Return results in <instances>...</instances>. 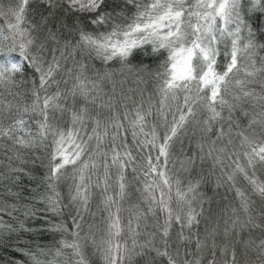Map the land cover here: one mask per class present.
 <instances>
[{
    "label": "snow or ice",
    "instance_id": "obj_1",
    "mask_svg": "<svg viewBox=\"0 0 264 264\" xmlns=\"http://www.w3.org/2000/svg\"><path fill=\"white\" fill-rule=\"evenodd\" d=\"M32 2L15 0V7L7 12L0 6V17L8 18L7 32L0 26V153H3L0 156V253L8 254L0 255V264H87L81 241L89 239V236L86 233L81 237L82 213L88 210L92 177L101 164L104 168L103 191L107 193L109 169L115 167L118 172L117 195L120 199L126 195L123 170L132 164L134 157L126 145L122 146L123 151L118 150L115 143L110 153L100 150L108 128L105 127L102 133L101 121L91 117L88 109L89 104L112 107V97L104 100L101 85L111 82L112 93L115 94L117 84L122 85L124 81L114 80L116 73L111 70L97 71L94 76H89L86 65L76 62L73 68L65 70L72 80L71 88L61 90V80L57 79L63 67L61 62L66 63L69 57L75 60L77 52L87 53L89 57L94 54L105 64L117 60L121 64V73L125 68L129 72L134 70L131 61L137 56L160 61L154 79L158 81L157 91L161 97L158 112L165 121L166 131L163 137L158 136L155 126L150 132L144 131L146 117L152 112L151 108L144 110L142 104L136 107L135 117L129 123L138 147L151 146L157 150L154 159L147 157L145 182L143 188L138 189L147 209L136 219L139 221L148 214L156 216L159 212L164 220L157 223V231L149 234L141 244L136 239L140 235L137 231L140 224L137 222L132 228L130 220L132 247L129 248L126 242L113 243V238L122 231L119 209L113 213L111 208L117 200L105 195L102 203L109 213L107 235L99 244L94 238L92 242L102 253L106 264H123L125 259L130 262L134 255L152 252L155 253L153 260L160 257L166 258L167 264H178L177 258L169 252L173 223L180 226L179 243H194L200 254L189 259L188 255L192 254L186 253L183 264H203L205 259L207 264H264V208L253 214V202L237 189L240 212L233 210L226 218L218 217L201 239L192 229L200 224L204 215L203 199L198 197L205 177L190 180L183 187L179 179L175 181V199L180 212L174 214L170 195L173 182L164 170L169 148L175 139H179L189 121L195 119L194 105L201 101L208 113L203 120L205 133L212 132L220 120L227 119L229 128L226 132L220 125L207 150L205 143H199L198 152L186 157L187 165L194 169L197 160L202 164L208 158L215 168L226 158L232 162L228 167L233 164L235 167L231 172L221 169L218 186L219 180L226 178L230 186L235 187V175L239 173L252 186L253 193L264 199V182L256 177L255 172L257 165H264V121L250 119L246 126L252 129L253 125L260 124L259 135L255 130L251 136L244 131L237 133L242 139L241 147L247 145L243 152L246 165L239 163V155L235 153V160L232 155L224 156L227 144L216 147L217 141L231 134L233 124L239 128V124L233 121V113L239 104L229 103L225 95L231 93L237 102L264 101V59L257 63L258 53L264 52V0H112V4L109 0H40L49 11L47 16L41 17L39 25L27 20L28 5ZM129 6L135 11L126 16ZM57 10L65 15L75 14L78 21L84 17L94 27L110 25V28L89 32L78 24L75 28L78 39L61 42L57 32L48 27L44 41H41L34 33L41 26L46 27ZM47 41L54 46L49 49ZM220 45L225 46L223 55L228 59L223 72L216 70L217 58L222 54ZM46 51L47 56L44 55ZM147 70L148 66L143 61L135 69L136 72ZM22 83L32 85V102L23 106L13 103L21 94L11 91V87ZM63 83L67 84L68 80H63ZM54 85L56 91L49 94L48 89ZM252 85H259L260 93ZM5 90L13 100L5 98ZM180 93H184L183 105L177 106L171 122H168L165 102L176 101ZM69 98L71 106L67 103ZM77 99L83 101L79 108L75 106ZM225 108L228 109L226 118L222 116ZM240 111L243 117H248L247 111L242 108ZM58 113L61 116L68 114L70 124L67 128L58 123ZM257 115H264V112ZM89 120L94 124L91 134L86 132ZM33 123L36 125L34 132ZM110 126L115 129L112 134L115 141L124 125L117 119ZM141 134L145 139H138ZM49 137L51 151H47L44 157L33 154L32 149L49 147ZM93 139L96 147L90 151L89 142ZM227 143L231 144V139ZM161 157L164 158L163 166ZM98 158H102L99 163ZM68 166H72L74 186L68 203L64 204L58 182ZM40 168L44 169L43 173L37 171ZM150 176L159 177L160 184L155 180L149 181ZM96 187L101 185L96 183ZM197 203L199 210L194 206ZM66 208H75V215L70 211L65 216ZM185 229H188V235H185ZM57 233L62 238L54 251L37 242L46 234ZM64 234L71 235L72 240L64 238ZM157 235L162 247L154 243ZM65 256H70L71 261H61Z\"/></svg>",
    "mask_w": 264,
    "mask_h": 264
},
{
    "label": "trees",
    "instance_id": "obj_2",
    "mask_svg": "<svg viewBox=\"0 0 264 264\" xmlns=\"http://www.w3.org/2000/svg\"><path fill=\"white\" fill-rule=\"evenodd\" d=\"M109 4H112V0H109ZM0 6L3 7L4 11L7 12L9 8L15 7V0H0ZM48 9L44 4L40 2V0H33V2L28 5V14L27 20L35 25H39L42 16L48 15ZM119 11V9H117ZM135 9L129 6L126 11V16H131L132 12ZM7 20L8 18L0 17V26H3L5 32H7ZM121 22V21H118ZM82 26L86 31L89 32H102L107 31L110 28L109 26H101L94 27L89 24L84 17H81L78 21L75 14L65 15L62 11L57 10L56 15L50 17L48 20V24L46 27L41 26L38 32L34 33L38 35L41 41H44L47 28L50 27L54 31L57 32L61 42L65 39H70L73 42L78 39V35L75 31L77 25ZM264 39V38H262ZM47 47L50 49L54 45L51 41H47ZM230 47V46H229ZM221 55L217 58L216 70L218 72H223L225 70V65L228 62V59L223 55L225 50L224 45H220ZM45 56L48 55L47 51L44 53ZM166 55V54H165ZM162 59V58H161ZM261 59H264V52H259L257 55V63L259 64ZM143 61L144 65L148 66V70L146 72H136L135 69L140 67V62ZM76 62H82L86 65V74L89 76H94L97 71L111 70L116 74L113 79L116 81H124V83L117 84L115 94L112 93V84L111 82H104L101 87L103 89L102 95L104 100H107L109 96L112 97V107H98L97 105L89 104V115L91 117H95L101 121L100 131L103 133L105 127L108 128V135L104 137L103 143L100 145V150L103 152H111L113 144L115 143L118 146V150L123 151V145H126L128 150L131 151L134 160L132 164L123 170V174L127 183V191L126 195L123 199H120L117 195L119 192V188L117 185V169L115 167H111L109 169V177L108 180V191L105 193L103 191L104 187V168L101 166L96 170V175L92 177V186L90 188V200L88 203V210L83 212V221H82V231L81 237H84L87 233L89 239L82 240L81 245L83 249V254L86 258L87 264H106L103 259L102 253L96 250L92 242V238L95 239L97 244L103 238H106V227L108 223V211L105 209L102 201L104 200L105 195H111L114 199L117 200V203L112 205L111 211L113 213L116 212L117 208L119 209V218H120V227L122 229L121 234L117 237L113 238V243L119 241L121 244L127 243L129 248L132 247V233L129 231V221H132V228L136 227L137 222L140 224V228L137 231L140 232V235L136 237L138 244L143 243L146 239L149 238V234L156 232L157 223H163L164 216L162 213L157 212L156 216L148 214L146 218H142L137 221L136 217L145 212L147 209V204L143 201L141 191L138 189H142L145 176L144 171L146 170L145 165L147 163V157L151 156L153 159L157 155L156 148L151 146L141 148L137 146V142L133 140V136L131 134L130 121L135 117V109L138 105H143V109L147 110L151 108L152 114L146 117V124L144 131L150 132L152 127L155 126L156 132L159 137H163L164 132L166 131L165 121L163 117L159 114L158 110L160 109V95L157 91L158 81L154 79V73L158 69L160 61H154L151 57L147 56H137L132 59L131 64L133 66V71L129 72L127 68L123 69L121 73V64L117 60H113L108 62L107 64L103 63L99 58H96L94 54L89 57L87 53L81 54L77 52L75 54V60L69 57L68 61L65 63L62 61V70L61 73L57 76L58 80H61L59 84V88L64 90L66 88H71L72 80L66 75L65 70L67 68H73ZM68 80V83H63V80ZM143 82H140V81ZM11 87V86H9ZM32 85L30 83H22L15 87H11L12 92H19L21 95L13 100V97L7 95V90H5V98L7 100H13V103H19L21 106L24 104H30L32 102V97L30 95ZM258 93H260L259 85H252ZM56 91V86L48 89L49 94ZM43 95V92L41 93ZM203 95V93H202ZM183 96L184 93L179 94V99L176 101L168 100L165 102L164 112L167 115V121L171 122L172 113L176 111L177 106L183 105ZM225 99L229 101V103H238L239 108L233 113V121L239 124V128L233 124L232 131L230 135H226L223 140H219L216 142V147L221 148L227 144V151L224 153V156L227 157L232 155L233 160L236 159V155H239V163L242 165H246V158L243 156V152L247 150V145L241 147L242 139L238 132L244 131L246 135L251 136L253 130L259 135L260 134V124L253 125L252 129H248L246 126L249 123L250 119H257L260 121H264V115H257L259 113L264 112V101L260 100H252V101H235L233 99V95L227 94L225 95ZM68 105H72V100L69 98ZM83 103L82 100L77 99L75 106L79 108ZM99 103V101L97 102ZM240 108L248 112V117H243L241 115ZM194 110L196 112L195 119H191L189 123L185 126V130L180 134L179 139H175L169 148V155L167 158V164L165 167V171L171 177L173 182L172 192L170 195L172 196V208L174 210V214H178L180 212V206L176 203L175 199V181L179 179L181 181V185L186 186L190 180L195 181L199 179L201 176L205 177V181L201 184L199 189L200 196L198 199H203V209L204 215L201 218V222L198 226L192 229L193 233H198L201 239L204 238L206 234V229H210L217 221L218 217L226 218L227 215L232 214L233 210H236L237 213L240 212V199L236 196V189L245 193V196L250 199L252 203L253 214L258 212L260 209L264 208V199H262L259 195L253 193L252 186L246 183V179L242 174L237 173L235 175V187H231L230 184L225 179L219 180L218 186V177L221 176V169L225 172H231L235 167L233 164L231 167H228L232 162L228 159H224L222 164H218L215 168L212 167L213 161L211 159L206 158L204 162L201 164L199 160H197L196 166L194 169H191L189 165L186 163V157L191 156L193 153L198 152L197 145L199 143H205V150H207L208 145L212 140L216 138V132L220 125H223L225 131H228L229 122L227 119L220 120L216 122V125L213 128V131L210 133H205L203 131L204 124L203 120L206 119L208 113L203 108V102L198 101L196 105H194ZM125 114H127V119H125ZM58 123L61 127L67 128L70 124L69 117L67 113H64L62 116L58 113ZM222 116L225 118L228 116V109L225 108L222 112ZM119 120L121 124L124 125V128L120 130L119 134L115 141L112 140V134L115 131L110 125ZM94 124L92 120H89L86 125V132L91 134L92 128ZM127 129V131H125ZM36 130L35 123L32 124V131ZM84 135V133H81ZM87 137L85 136V139ZM139 140L145 139V137L141 134L138 137ZM231 139L232 143L228 144V140ZM160 140L157 141L159 143ZM10 143V142H9ZM49 147L45 149L43 146L37 149H32V153L44 157L47 155V151H51V137H49V141L47 142ZM96 147V140L93 139L89 142V150H93ZM11 153H9L10 155ZM0 156H3V153H0ZM110 160V155L108 157ZM102 160V158H98V163ZM164 158L161 157V165L163 166ZM7 163V161H4ZM135 168V171L133 169ZM188 169V170H186ZM38 172L43 173L44 169H37ZM256 177L261 180L264 179V165H257L256 169ZM251 174V171L250 173ZM149 181L155 180L157 184H160V179L157 176L148 177ZM96 183H99L101 187H96ZM74 186L73 181V172L72 166H68L65 175L58 182V190L60 191L63 197V203H68V197L70 191ZM163 187V185H160ZM235 188V191L233 189ZM165 194L168 195L167 189H164ZM159 194V193H157ZM195 207L199 210L200 205L194 204ZM65 216L69 215L71 211V215H75V208L69 210L66 208ZM221 220V224H222ZM69 227L71 228V221H68ZM179 233L180 226L176 223H173L170 230L169 237V252L175 256L178 260V264H183L186 253H191L192 255H188L187 258L192 259L196 255H200L197 253L195 249V244H180L179 243ZM185 235H188V229L184 230ZM61 234H46L38 243H42L46 246V248H50L53 251L55 248L59 247V241L61 240ZM64 238L69 241L72 240V236L69 234H64ZM154 243L157 247H162L163 245L160 242L159 235H157ZM139 249L137 248V251ZM70 252V250H66ZM178 253V255H177ZM0 255L7 256L6 253H0ZM155 257V253H147L143 256H133V259L129 262L127 259L123 262V264H167L166 258ZM51 259V257H49ZM70 256H65L61 258V261L68 260L71 261ZM203 264H207V260L203 261Z\"/></svg>",
    "mask_w": 264,
    "mask_h": 264
},
{
    "label": "rangeland",
    "instance_id": "obj_3",
    "mask_svg": "<svg viewBox=\"0 0 264 264\" xmlns=\"http://www.w3.org/2000/svg\"><path fill=\"white\" fill-rule=\"evenodd\" d=\"M251 171V170H250ZM260 181H262V182H264V179H261ZM248 181L246 180V183H247ZM249 184V183H248ZM250 185V184H249ZM251 186V185H250ZM233 191H235V188L233 189ZM236 191H237V189H236ZM237 196V195H236Z\"/></svg>",
    "mask_w": 264,
    "mask_h": 264
}]
</instances>
